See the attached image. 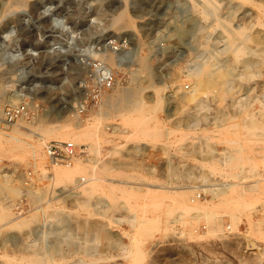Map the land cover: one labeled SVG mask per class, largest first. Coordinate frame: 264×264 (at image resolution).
Returning <instances> with one entry per match:
<instances>
[{
    "label": "rangeland",
    "instance_id": "1",
    "mask_svg": "<svg viewBox=\"0 0 264 264\" xmlns=\"http://www.w3.org/2000/svg\"><path fill=\"white\" fill-rule=\"evenodd\" d=\"M212 2L216 4L219 20L231 23L228 27L233 33L234 29L246 27L248 33H262L264 36V25L260 23L261 20L264 22V0ZM201 6L206 3L200 0H20L19 4L0 0V131L10 133L5 138L0 136V212L13 214L0 221V225L3 224L0 228V264H264V210L261 211L264 209V190L256 192L254 201L257 199L250 210L256 224L252 233L247 229L245 219L238 230L228 228L223 232L205 234L208 224L203 218L196 222L195 211L185 214L183 223L174 222L180 208L159 188V185L185 187L200 183L193 177L188 179L178 175L177 171L183 167L195 171L203 169L199 167V157L195 156L196 136H218L217 132L201 133L199 130L210 127L205 126L208 121L215 123L219 108L224 111L239 108L235 106L237 104L232 106L231 102L245 99L251 92L252 96L255 95L253 99L260 97L259 101L253 102L258 118L264 114L263 65L256 69L250 81L232 88L234 95L226 93L227 97L221 100L217 99L219 93L213 91L210 109L201 111L209 119L201 122L197 133H186L187 129L178 130L174 126V122L188 112L196 113L195 108H191L193 102L188 105L180 100V96L187 91L193 93L196 90L200 95L206 92L200 81L202 78L188 74L208 62L218 68L223 63L221 60L230 56L227 52L229 34L222 32L223 28L216 24L217 17L203 18L199 11ZM125 7L129 23L120 28L113 22L118 11ZM7 30L11 36H3ZM250 45L256 44L250 42ZM122 51L137 55L134 63L126 69L112 65L105 58L109 53ZM139 57H144L145 64L139 61ZM94 69L97 76L92 75ZM241 69L243 67L237 64L235 80L240 79ZM96 80H108L111 85L97 91ZM82 81L88 86L84 100L81 98ZM118 88L137 93L144 109L141 114L133 112L125 117H115L114 114L99 113L102 96L113 94ZM82 101L83 108L80 106ZM21 104L27 108L25 115L16 121H5L6 108ZM169 109L172 114L168 116ZM136 118L149 121L146 124L149 129L127 123ZM153 119L158 121L154 123ZM67 120L74 126L78 123L86 126L88 122L98 126L100 151L90 147L91 140H81L82 147L90 149L78 156L85 159L90 172L94 166L102 172L105 179L94 186L82 185L73 189L72 183L67 188L62 181H51L35 160L32 144L40 141L44 134L41 128H55ZM15 129L19 132H14ZM209 140L214 144V153L218 154L214 159L220 158L227 144L219 142L216 137ZM51 141L65 140L51 139L46 144ZM13 146H17L14 147L16 150ZM252 147L263 171L264 142H254ZM250 151L246 148L245 152L252 156ZM168 166L174 168L176 174H170ZM2 167L25 173L28 183L33 188L37 186L33 193L41 192L42 199L32 205L29 196L22 201L19 195L9 192L7 197ZM49 169L51 171L50 166ZM205 169L212 181H233ZM82 170L78 176L84 173ZM110 186L114 193L109 190ZM127 193L133 197L130 208L125 203ZM202 197L206 196L202 193ZM77 199L80 202L75 206L73 201ZM96 199L110 204L112 209L108 216L93 212ZM10 201L13 204L9 207ZM54 209L72 215L74 222L88 218L105 223L111 236L101 240L103 243L114 241L116 247L102 245L90 255L70 252L65 259L56 256L55 260L47 257L37 260L28 244L38 242L33 243L34 236L45 228V218ZM18 212L23 214L20 225L11 228V223L5 221ZM224 224L232 226L227 216ZM180 230L184 233H179ZM11 232L16 233L15 239L9 237L4 242L5 235ZM199 233L204 236L198 237ZM123 245L131 251L122 250Z\"/></svg>",
    "mask_w": 264,
    "mask_h": 264
},
{
    "label": "bare ground",
    "instance_id": "2",
    "mask_svg": "<svg viewBox=\"0 0 264 264\" xmlns=\"http://www.w3.org/2000/svg\"><path fill=\"white\" fill-rule=\"evenodd\" d=\"M200 1L206 3V6H201L199 8L202 17L205 18L206 20L209 19V17H217L216 24H218L219 27L223 28L222 32H227L229 34L230 41L228 45V51L227 50L226 51L229 52L230 56L226 60H221L223 61V63L218 68L217 67L213 68L211 62H208L204 64L202 67H197L195 71H193L192 69V72L188 74L189 76L195 78L201 77L202 80L200 81L203 83L206 92L204 93L205 95H200L196 90L193 93L191 91L189 92L187 91L186 93H183L180 96V100H182L183 102H187L188 105L193 102L191 108L193 109L195 108L196 110V113L188 112L182 119L180 120L178 119L177 122H174V126L177 127L178 130H181L179 128L182 127L185 130L187 129L186 131H184L186 133L189 132L197 133L199 130L198 128H200L201 126L200 125L201 122L203 121L205 122L206 120L209 119L207 114L205 113L201 114V111L204 110L206 112L210 109L211 107L210 102L214 100V97L211 96L213 91L219 93V95H217V99L219 98L221 100L227 97L226 93L227 94L229 93V96L234 95V92H232V88L235 85H239V87L243 86L242 83L243 81L246 82L250 81V79L253 78L255 72L258 70L257 68L262 67L264 65V48H263L264 36L261 35L262 33L261 34L248 33L246 31V27H243L239 30L234 29L235 32L233 33L228 27V25L231 23H227V21L219 20L220 18H218V12L217 9L215 8L216 4H214L212 0H200ZM11 2L19 4L20 0H11ZM126 11H127L126 7L118 11L113 22L115 26L121 28L129 23L128 21L129 18L126 16L127 15ZM260 23L264 25V22H262V20ZM3 36H7V37L11 36V33L9 31L8 32L5 31V34H3ZM250 42H253L256 45L251 46ZM216 55L219 59L218 54ZM135 56H137L136 53H132L130 51H122L119 53H109L108 55H105V58L112 65L121 69H126L128 66H131V64L134 63L133 59ZM137 59L138 58H136L135 60ZM139 61L145 64L144 57H139ZM193 61L196 62L195 60ZM237 64H240L241 67H243V69H241L242 70L241 73L239 72L240 79L235 80L234 71L237 68ZM91 71L93 72L92 74L93 76H97L98 72L96 69ZM96 81L97 84L100 83L99 82L100 80H96ZM80 87L83 90L81 92V98L84 100L87 98L86 95L88 92V86L84 84V82L82 81ZM16 97H20V96L16 95ZM253 97H255V95L252 96L250 92V94H248V96L245 99L244 98L240 99L237 102L236 100H233V102H231V105L233 106L237 104L235 106H239V108L234 107L236 109L228 110V111H224L222 108H219L217 110L216 116L214 117L215 123L211 124L209 121L208 123H205V126L208 125L210 127H204V124H202L203 125L202 127L204 128L203 130L202 129L199 130L201 131V133L203 132L218 133V136L216 135L196 136V139L198 141L195 143V148H194L195 156L199 157V164H200L199 167L203 169L195 171L193 168L183 167L180 171L179 170L177 171L178 175H181L188 179L193 177L199 180L200 183L194 182V184L186 185L185 187L183 186L177 187L174 186L173 184H171V186L159 185V188L164 190L165 192L164 195L173 198L175 202V206L177 208H180V211L176 214L173 220L174 222L183 223L184 215L187 214L188 212L195 211L194 214L195 221L198 222L201 218H203L208 224V230L207 233L205 234H212V233H216L217 231L223 232L225 229L228 228L229 229L233 228L238 230L239 225L245 219H246L245 223L247 225V229L249 230L250 233H252V229L256 224L253 221V217L251 215L250 210L252 208L254 198L256 197V192H263L264 190L262 189L264 188V170L263 171L261 170L260 160L257 159V153L253 152L255 148L252 147V144L254 142L255 143H258L259 141L264 142V114H261L260 116L261 119L258 118V114L254 110L253 102L259 101L260 97L258 99H253ZM83 103L84 101H82L81 105L79 103L78 104L82 106ZM143 110H144L143 105L140 104V102L138 101L137 93L134 92V90H127L121 88L116 89V92L113 94L102 96L101 104L99 105V113L101 115L114 114L115 117L117 115H122L125 117L127 116L126 114L133 112H137L141 114ZM168 112L169 113H167V115L168 116L171 115L172 109H169ZM239 118L240 119L243 118L242 119L243 121H241ZM129 120L130 121H127V123H131L139 127L146 126V128L149 129L148 128L149 126L146 125L148 124L149 121L145 122L140 118L129 119ZM152 121L155 123L158 120L153 119ZM41 129L44 131V134L40 136V141L33 142L32 147H33L34 157L38 166L46 175H48L47 177L51 179V181L52 180L62 181L64 182V186L67 188L69 187V184L72 183L73 186L72 188L74 189L82 185H84L85 187L91 186L93 184H97L98 181L105 179L102 176V172L100 170L97 171L95 166L92 167L93 169L90 172L87 163L84 161L85 159H82L80 157H75L73 162L69 165H55L50 162V160L47 157L46 151L43 150V147L46 145V141L51 139L72 141L75 143H77L78 141L77 144L79 145H82V143H80L81 140L83 141L91 140L93 144H91L92 146L90 145V147L94 148L95 150H97V152H99L101 149L100 146L101 137L98 133V126L94 125L93 122H88L86 126L84 125L82 126L81 123H78L76 126H74L68 123L67 120L66 123L58 127L49 128V129L46 127H42ZM14 132H19V131L15 129ZM239 132L244 133V135L240 136ZM9 134L10 133L8 132L3 133L2 131H0V136H3L4 138L7 137ZM212 137H216L219 142H224L228 146L226 150H224L223 154H221V157L218 159H214V156L218 154L214 153L215 152V148L213 146L214 144L211 143L209 140ZM14 147L17 146H13V148ZM90 147L86 148V151L89 150ZM246 148L252 151V156L246 154L245 152ZM14 150L16 149L14 148ZM261 159L264 164V150ZM214 162H219L221 165L220 166L218 164L216 165V163ZM47 164H49V166L51 167V171L49 169V166L47 168ZM81 168H83L84 171L82 170V172L84 173L78 176L79 172L81 171ZM205 168L210 169L213 175H219L225 179L231 178L233 181L222 182V183L212 181L209 172L206 171ZM2 170H4L2 173L3 174L2 180L5 182L4 190L6 189V192L8 191V193H6L7 197H9L10 193H12L14 195H19L22 198V201H24L26 199L25 196L26 197L29 196V200L32 205L33 204L36 205L42 199L43 196L41 192L37 194L33 193V191L37 188V186L34 185L35 188H33L32 185L28 183L27 180L28 176L25 177L26 175L25 173H22L20 171L18 172L16 169L5 170L3 169V167ZM168 171L170 172V174H176L175 173L176 171L171 166L170 167L168 166ZM129 176L130 175H128V177ZM249 179L250 181L252 179L253 182L250 183ZM109 190L113 192L114 189L112 190L111 187ZM38 191H41V189ZM202 193L206 196L205 198L202 197ZM70 194H74V193L71 192ZM127 196L128 197L125 198V203L127 205L126 207L130 208L131 198L133 197L131 194ZM162 196L160 195L161 198H163ZM78 200L79 199L74 200L73 205L77 206V204L80 202ZM12 204L13 202L10 201L9 207ZM111 209L112 207L105 200L101 202L98 201V199H96L95 203H93V212L97 215L108 216L109 213L111 212ZM263 210L264 209H262L261 211ZM4 212H0V221L7 219L12 214V213L11 214L4 213ZM22 215L23 214L21 212H18L16 216L11 217L9 221H5V222H7L6 224H9L10 222L11 223L10 227L13 228L17 225H20L19 220L22 217ZM225 216H227L228 219H230V223L232 226H226L224 224ZM134 219H136V217ZM45 222H46L45 228L40 229V231L36 233L37 237L34 236L33 243L35 241L38 242L37 243L35 242L36 244H28L32 253L37 256L36 258L37 260H42L44 257H47L48 259L51 260H55L56 256H61L62 258L65 259L68 256V255L66 256V254L70 252L90 255L93 254L96 250H98L99 247H102V245H110L111 247H116L115 244L116 242L113 243L114 241L112 242L109 241V243L102 242L101 238L102 237L110 238L111 232L109 229H107L108 227L106 226V224L105 223L102 224L101 221L84 218L82 220L76 219V221L74 222L72 220V215L67 214L64 210L54 209L51 213H49L46 216ZM2 226L3 224L0 225V228ZM179 233L183 234L184 230H180ZM0 234H1V229H0ZM5 236L6 237L3 238L4 242L9 240V237L12 238L14 237L15 239L16 233L11 232L10 234H7ZM203 236H204L203 233H199L198 235V237H203ZM18 242L15 244H18ZM249 243L251 245L255 244L253 242H249ZM118 244L121 243H117V245ZM121 248L122 250H126L127 253L131 251V248H129L127 245H123Z\"/></svg>",
    "mask_w": 264,
    "mask_h": 264
},
{
    "label": "built area",
    "instance_id": "3",
    "mask_svg": "<svg viewBox=\"0 0 264 264\" xmlns=\"http://www.w3.org/2000/svg\"><path fill=\"white\" fill-rule=\"evenodd\" d=\"M95 89L98 91L105 86H110L108 80H101L99 84H94ZM26 106L21 104L6 108L4 112V120L7 122L16 121L19 117L25 115ZM72 141H51L45 146V151L48 159L55 165H69L73 162L75 157L86 153V148L82 147Z\"/></svg>",
    "mask_w": 264,
    "mask_h": 264
}]
</instances>
